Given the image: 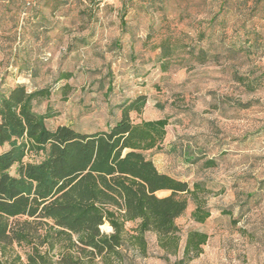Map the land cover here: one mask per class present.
<instances>
[{"label":"rangeland","instance_id":"rangeland-1","mask_svg":"<svg viewBox=\"0 0 264 264\" xmlns=\"http://www.w3.org/2000/svg\"><path fill=\"white\" fill-rule=\"evenodd\" d=\"M166 38L178 47L164 59ZM17 83L46 88L34 108L51 128L108 129L139 94L133 121L168 119L162 148L145 153L191 188L201 182L211 215L195 220L196 200L179 194L188 206L169 258L153 232L141 251L139 220H127L128 264H264V0H0V90ZM191 229L208 240L179 263Z\"/></svg>","mask_w":264,"mask_h":264},{"label":"trees","instance_id":"trees-1","mask_svg":"<svg viewBox=\"0 0 264 264\" xmlns=\"http://www.w3.org/2000/svg\"><path fill=\"white\" fill-rule=\"evenodd\" d=\"M177 47L163 40L164 59ZM45 92L30 91L24 83L0 90V145L9 144L0 151V264H128L127 220H139L136 244L141 251H147L146 233L153 232L165 252L162 257L176 254V220L188 206L187 197L179 194L196 200L195 220L204 222L211 210L199 195L201 182L191 188L160 171L145 153L162 148L168 119L133 121L131 111L141 112L147 101L146 94H139L120 104L121 116L108 129L51 128L52 115L34 108V100ZM29 153L44 156L26 160ZM161 190L171 193L161 196ZM207 240L206 232L189 230L179 263L197 257ZM16 245L25 246L26 262Z\"/></svg>","mask_w":264,"mask_h":264},{"label":"built area","instance_id":"built-area-1","mask_svg":"<svg viewBox=\"0 0 264 264\" xmlns=\"http://www.w3.org/2000/svg\"><path fill=\"white\" fill-rule=\"evenodd\" d=\"M97 1H99V2H104V1H106V0H97Z\"/></svg>","mask_w":264,"mask_h":264}]
</instances>
